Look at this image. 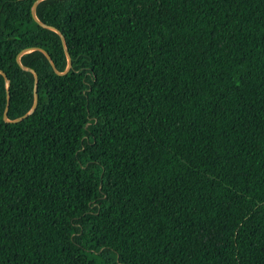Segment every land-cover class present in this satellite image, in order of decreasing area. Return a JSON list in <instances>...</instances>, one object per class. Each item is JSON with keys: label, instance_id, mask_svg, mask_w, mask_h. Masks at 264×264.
I'll use <instances>...</instances> for the list:
<instances>
[{"label": "trees", "instance_id": "1", "mask_svg": "<svg viewBox=\"0 0 264 264\" xmlns=\"http://www.w3.org/2000/svg\"><path fill=\"white\" fill-rule=\"evenodd\" d=\"M38 1L0 0V264H264V0Z\"/></svg>", "mask_w": 264, "mask_h": 264}, {"label": "water", "instance_id": "2", "mask_svg": "<svg viewBox=\"0 0 264 264\" xmlns=\"http://www.w3.org/2000/svg\"><path fill=\"white\" fill-rule=\"evenodd\" d=\"M39 1H41V0H39ZM39 1H38V2H39ZM38 2L35 3V5L33 6V15H34V17H35L36 20H37V18H36V16H35V10H36V7H37ZM37 21H38V20H37ZM42 26H43V27H47V26H45V25H43V24H42ZM60 35H61V39H62V42H63L64 48H65V51H66L67 56H68V60H69V69H70V68H71V57H70V55H69V53H68V50H67V48H66L65 39H64V37L62 36L61 33H60ZM46 55H47V57H48L50 63L52 64L54 70L56 71V73H57L58 75H63V74H61L60 72L57 71L55 65H54L53 62H52V59L48 56V54H46ZM22 67H23V66H22ZM23 69H25V70H27V71H30V72L34 73V76H35V88H34L35 99H34V105H33L32 110H31L27 115H25L24 117L19 118V119H17V120H13V121H11V120H9V118H8V111H9V103H8V106H7L6 111H5V114H4V121H5L6 123H17V122H19V121H21V120L27 118L30 114H32V113L35 111V109L37 108V105H38V100H39V96H38V76H37V74H36L32 69H28V68H25V67H23ZM69 69H68V70H69ZM0 73H2V72L0 71ZM64 74H65V73H64ZM9 85H10V83H9V81H8V88H9Z\"/></svg>", "mask_w": 264, "mask_h": 264}]
</instances>
